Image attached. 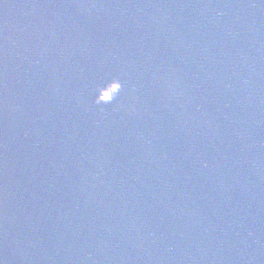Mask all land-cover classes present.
Here are the masks:
<instances>
[{
	"label": "water",
	"instance_id": "1",
	"mask_svg": "<svg viewBox=\"0 0 264 264\" xmlns=\"http://www.w3.org/2000/svg\"><path fill=\"white\" fill-rule=\"evenodd\" d=\"M0 264H264V0H0Z\"/></svg>",
	"mask_w": 264,
	"mask_h": 264
},
{
	"label": "clouds",
	"instance_id": "2",
	"mask_svg": "<svg viewBox=\"0 0 264 264\" xmlns=\"http://www.w3.org/2000/svg\"><path fill=\"white\" fill-rule=\"evenodd\" d=\"M112 81H113V83L119 85V82H120L119 80H117V79H113ZM95 102H98V101H95ZM95 102H94V103H95Z\"/></svg>",
	"mask_w": 264,
	"mask_h": 264
}]
</instances>
